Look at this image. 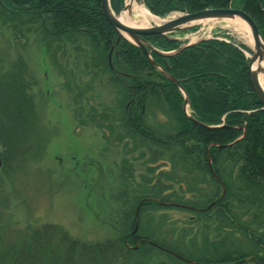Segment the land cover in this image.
Listing matches in <instances>:
<instances>
[{"label": "trees", "instance_id": "obj_1", "mask_svg": "<svg viewBox=\"0 0 264 264\" xmlns=\"http://www.w3.org/2000/svg\"><path fill=\"white\" fill-rule=\"evenodd\" d=\"M124 1L111 0L116 13L124 8ZM144 2L146 7L159 17H165L172 12L195 13L204 9L239 8L254 19L264 38V0ZM0 11L3 15L10 16V19L5 21L8 20L7 23L20 30L19 32L27 25L37 26L44 39L50 41L47 43L49 46L64 39L74 44L80 41L83 47H88L94 54L92 56L96 65L108 69L121 89L122 99L117 107L121 115L116 116L121 124V131L117 141L125 142L124 147H128V142H131L132 148L127 151L128 154L142 150L140 158L149 159L140 165L141 168L144 167V172L137 176L139 179L130 173V169L129 175L134 181L137 179L138 184L136 181L132 182L140 188L143 186L144 189L137 190L136 205L131 210L134 221H130V228L122 236L117 239L83 242L70 237L57 225L45 224L31 229L23 241L17 237L3 246L0 249V264H126L133 258H147V254L152 250L166 255L172 264H183L185 260L201 264H246L252 261L255 264H264V221L258 223L255 230L249 225H243L238 219L240 214L234 212L237 205L231 203L237 201L242 205L241 208L245 207V203L258 205L264 211V105L250 81L249 58L244 53L250 51L248 47L236 46L233 42L219 39H204L170 57L152 54L157 64L162 65L169 74L180 81L190 100L191 116L206 126H221L208 128L194 123L186 115L183 93L150 64L140 48L125 39L116 45L117 34L104 15L102 0H1ZM195 29L194 27L193 30ZM146 39L164 52L176 50L181 45V42L162 35H152ZM111 51L113 69L108 62ZM24 68L22 64L16 65L3 86L7 101L5 94L0 97L1 102L5 98L6 103L12 104L21 120L26 117V108L32 116L35 112L33 97L27 92L20 73ZM149 109H163L162 115L175 121L174 129L163 134L150 126L146 121ZM104 112L92 107L90 118L97 123L95 126H110L106 124ZM111 131H115L114 127H111ZM238 139L240 140L237 141ZM230 144L232 145L227 146ZM126 158L123 159V164L131 166V162ZM210 158L216 174L227 190L224 198H221L222 194L217 198L205 196L209 197V204L216 202V220L230 229L240 227L247 242L256 249L253 247L250 252H233L226 250L225 244L221 242L206 243L212 250H209L208 254H205L204 250L199 255H194L166 242L168 230L176 237L178 229L168 227L170 219L165 214L159 215L160 227L164 229L160 228L158 231L163 237H159L151 229L146 230V235L132 233L139 205L140 220L149 211L161 212L173 207L168 204L206 207L202 203L206 194L202 193L200 187L204 180L201 181L197 177L187 179L182 175L192 173L188 166L191 164L193 173L210 175L219 189H222V184L211 174ZM190 159L196 161L192 162ZM221 159H225L224 162L242 163L239 178L244 182L245 188L237 187L238 195L233 190L234 185L224 176H220L221 165L218 164ZM161 162L165 164L161 168L154 166L155 163ZM167 166H170V170H163V167ZM176 185L179 186L178 189H174ZM184 185L187 186L186 190L183 189ZM171 190L173 192L168 194ZM241 190L250 193L244 195ZM188 193L193 194L192 198L197 194L201 203L186 199ZM125 194V198H128L126 191ZM219 206H223L224 210L218 208ZM185 210L195 215V219L188 221L187 225L190 222L203 224L204 219L209 220L211 213L209 210ZM246 212L250 213V209ZM221 228L220 226L218 230ZM135 246L137 248H134Z\"/></svg>", "mask_w": 264, "mask_h": 264}, {"label": "rangeland", "instance_id": "obj_2", "mask_svg": "<svg viewBox=\"0 0 264 264\" xmlns=\"http://www.w3.org/2000/svg\"><path fill=\"white\" fill-rule=\"evenodd\" d=\"M6 19L9 20L10 16L0 11V97L5 94L7 101L3 89L5 80L17 64H22L25 68L20 73L27 92L33 97L35 112L32 116L26 108V117L22 121L12 104L6 103L5 98L3 102L0 100V149L3 158V166L0 167V249L17 237L23 241L31 229L45 224L57 225L70 237L83 242L119 238L130 228V221H134L131 210L136 205L137 190L144 189L137 185V176L144 172L140 165L149 160L140 158L142 150L128 154L132 143L128 142V147H124L125 142L116 139L121 131V124L117 121L121 115L117 110L122 99L121 89L108 69L96 65L94 54L80 41L74 44L63 39L49 46L47 43L50 41L44 39L37 26L27 25L19 32ZM237 26L236 19L202 22L192 26L196 27L195 30L188 32L189 28L175 33V36L187 40V43L190 41L188 38L194 39L197 33L201 34L200 40L229 35L235 42L247 45V34ZM92 107L105 111L108 128L95 126L97 123L90 118ZM163 111L149 109L146 121L165 134L174 129L175 121L163 116ZM187 111L191 113L189 109ZM125 157L131 166L123 164ZM224 160L218 164L221 165L220 176L234 185L233 190L238 195L237 187L245 188L239 178L242 163ZM163 163H155L154 166L161 168L165 165ZM188 166L192 173L181 175L187 179L197 177L204 180L200 186L202 193L206 194L202 203L208 207V198L219 197L223 190L210 175L193 173V166ZM163 168L170 170V166ZM129 172L136 175L137 184L132 182L134 179ZM178 187L176 185L174 189ZM183 189L186 190L187 186L184 185ZM125 191L128 198L124 196ZM248 193L241 190V194ZM192 195L186 194V199L201 203L197 194L194 198ZM231 203L237 205L234 212L240 214L238 219L243 225L255 230L257 224L264 221V211L258 205L245 203L241 208L237 201ZM169 206L173 207L161 212L149 211L141 220L140 216L138 219L135 216L132 232L136 227L134 234H145L151 229L163 237L158 231L164 229L160 227L159 215L165 214L170 219L168 227L178 229L176 237L168 230L166 242L181 250L194 255L206 250L205 254H208L212 248L207 244L217 242L225 244L226 250L233 252L256 249L247 242L240 227L230 229L216 220L214 213L218 209L215 205L209 209V220L204 219L203 224L190 222L189 225L187 222L195 219L193 213ZM248 209L250 213L246 212ZM146 257L140 259L142 261L133 258L126 264H172L166 255L154 250ZM182 263L201 264L192 260Z\"/></svg>", "mask_w": 264, "mask_h": 264}, {"label": "water", "instance_id": "obj_3", "mask_svg": "<svg viewBox=\"0 0 264 264\" xmlns=\"http://www.w3.org/2000/svg\"><path fill=\"white\" fill-rule=\"evenodd\" d=\"M136 1L144 5L143 0H136ZM102 8H103V12H104V15L107 21L110 23V25L112 26V28L117 34L116 45H118L122 39H125L128 42L140 48L145 54V56L147 57L150 64L154 66L158 71H160L169 81L175 84L180 89V91L183 93L184 98H185L184 111L186 115L192 121L198 123L201 126H205L208 128H219L221 126H215V127L206 126L198 122L194 117L188 114L186 109L190 101H189L187 93L182 88L180 81L174 76H172L171 74H169L164 69V67H162L160 64H157L152 58V53H156L158 55L165 56V57L176 55L182 52L183 50H185L186 48L193 46L194 43L186 44L174 51L164 52V51H160L156 49L155 47H153L152 44L146 39V37L152 36V35H162L164 37H167L173 40H179L178 38H173L171 35L177 32H183L184 30L189 29L192 26L202 23V22L234 20V19L243 21L246 24L248 30L250 31V35L252 37L253 44H254V47L251 49L252 55L250 56V60L248 63L250 81L252 83V86H253V89L256 95L258 96L262 104L264 105V88L260 82V73L262 71L261 64L264 61V38L262 37V34L257 24L253 20V18L245 11L238 9V8H232V7L204 9L202 11H198L195 13H186V14H182V15H179L177 17H172V18H170V16L164 17V18L157 17L161 21L160 23H157V24L155 23V24H152L146 27H137V26L125 24L120 20V15L122 14V12H124L126 9H129V5L127 3H125V8L119 14H117L112 8L111 0H102ZM108 62H109L111 69H113L112 51L109 54ZM240 139H238L237 141H239ZM232 144L227 145V146H231ZM219 147L222 148L224 146H219ZM2 165H3L2 151L0 149V167H2ZM210 167H211L212 175L215 178H217L219 181H221V179L216 175V173L214 172L212 168L211 160H210ZM225 194H226V188L223 186V195L221 198H223ZM214 204L215 202H212L210 206L207 207L205 210H207ZM185 208H192L195 210H204V209H199V208H194V207H189V206ZM139 209H140V205L138 206L136 210L137 219L139 218ZM137 229L138 228L136 227V229L132 233L136 232Z\"/></svg>", "mask_w": 264, "mask_h": 264}, {"label": "bare ground", "instance_id": "obj_4", "mask_svg": "<svg viewBox=\"0 0 264 264\" xmlns=\"http://www.w3.org/2000/svg\"><path fill=\"white\" fill-rule=\"evenodd\" d=\"M127 4L129 5V9H126L120 15V20L123 23L137 27H146L161 22L157 17L153 16L142 3H138L136 0H127ZM236 21L238 22L237 27L239 30L247 34L245 39L247 46L249 48H253V40L251 35H248V28L246 24L238 19H236ZM261 67L262 71L260 73V82L264 88V61L262 62Z\"/></svg>", "mask_w": 264, "mask_h": 264}, {"label": "flooded vegetation", "instance_id": "obj_5", "mask_svg": "<svg viewBox=\"0 0 264 264\" xmlns=\"http://www.w3.org/2000/svg\"><path fill=\"white\" fill-rule=\"evenodd\" d=\"M218 208H220V209L224 210V207H223V206H222V207H221V206H219Z\"/></svg>", "mask_w": 264, "mask_h": 264}]
</instances>
